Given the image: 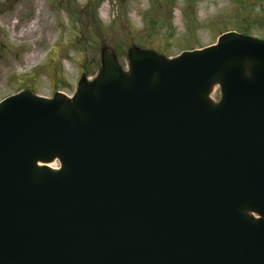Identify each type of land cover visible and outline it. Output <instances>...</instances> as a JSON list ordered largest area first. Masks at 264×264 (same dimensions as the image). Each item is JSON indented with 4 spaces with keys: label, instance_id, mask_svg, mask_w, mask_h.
Segmentation results:
<instances>
[{
    "label": "water",
    "instance_id": "obj_1",
    "mask_svg": "<svg viewBox=\"0 0 264 264\" xmlns=\"http://www.w3.org/2000/svg\"><path fill=\"white\" fill-rule=\"evenodd\" d=\"M0 264H264V40L0 102Z\"/></svg>",
    "mask_w": 264,
    "mask_h": 264
},
{
    "label": "rangeland",
    "instance_id": "obj_2",
    "mask_svg": "<svg viewBox=\"0 0 264 264\" xmlns=\"http://www.w3.org/2000/svg\"><path fill=\"white\" fill-rule=\"evenodd\" d=\"M229 31L263 39L264 0H0V100L23 89L71 98L99 75L104 50L127 74L131 50L173 58Z\"/></svg>",
    "mask_w": 264,
    "mask_h": 264
},
{
    "label": "bare ground",
    "instance_id": "obj_3",
    "mask_svg": "<svg viewBox=\"0 0 264 264\" xmlns=\"http://www.w3.org/2000/svg\"><path fill=\"white\" fill-rule=\"evenodd\" d=\"M31 27L29 26V27H26V29H25V31L24 30H21L20 32H19V34H18V36H22V37H24V36H26V35H28L30 32L29 31H32L31 29H30ZM37 52L38 51H33V52H31L28 56H26V60H32V59H34L35 58V55L37 54ZM55 162H50V164H48V166H52L53 164H54Z\"/></svg>",
    "mask_w": 264,
    "mask_h": 264
}]
</instances>
